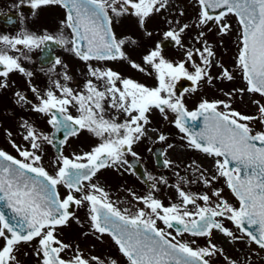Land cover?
I'll return each mask as SVG.
<instances>
[{"label": "snow or ice", "instance_id": "obj_1", "mask_svg": "<svg viewBox=\"0 0 264 264\" xmlns=\"http://www.w3.org/2000/svg\"><path fill=\"white\" fill-rule=\"evenodd\" d=\"M195 2L199 5L198 27H206L211 22L219 34L227 35L231 25L225 17L229 14L237 17L240 25L237 65L246 87L224 93L228 100L202 99L195 110H189L183 98L176 94V82L182 77L194 86L205 78L211 84L210 68L215 53L207 41L202 40L203 31L198 38L203 48L186 49L184 61L173 63L165 59L159 43L143 56V63L155 73V87L122 77L111 68L93 67L90 63L88 75L91 79L85 81L81 90L59 81L54 82L59 95L52 90L41 95L31 87L39 101L32 105L33 111L50 117L48 124L57 132H64L62 143L77 136L81 130L98 137L100 142L80 155H59L54 162V174L46 170L41 155L37 154L41 148L38 141L51 143V140L37 134L27 122L23 125L26 127L23 139L30 142L32 150L13 143L12 147L22 159L0 150V202L13 214L9 217L0 211V264H19V246L33 241H37L33 252L39 264H105L97 256L85 258L78 247L69 258H64L63 254L71 251L72 245L58 238V230L70 221L80 225L71 209L85 205L91 234L97 240L105 235L110 237L127 264H211L212 257L223 254V249L212 243L213 230L230 238V242L242 238L226 228L224 220L264 249V131H255L250 126L253 121L264 126V0ZM49 5L67 9L62 26L71 30L72 39H65L62 33L54 36L47 32L43 35L28 31L16 36L0 35V90L9 87L8 78L13 72L32 76L22 66L20 57L10 53L40 48L48 41L58 45L70 44L68 50L84 62L128 61L133 69L152 74L129 60L124 50L128 41L118 39L113 32V17L130 14L138 18L143 27L148 17L168 7V0H30L32 9ZM210 9L222 11L211 15ZM188 28L189 25L184 24L178 31L169 30L164 34L165 38H171L176 45L183 47L180 36ZM196 55L200 63L194 60ZM54 63L61 64V61L57 58ZM187 63L191 64L192 71L186 67ZM217 78L234 79L226 68H222ZM63 79L69 81L71 77L65 73ZM192 91L195 92L196 87ZM245 92L261 98L251 100L257 115H246L232 107L230 100L234 94L238 93L242 99ZM15 95L18 103H31L21 93ZM70 109H75L77 115H73ZM153 109L158 110L165 120H169L168 113L174 114L171 123L183 134L181 139L186 138L190 148L215 158L216 175L205 177L201 172L203 183L211 188L217 177L224 178L239 202L238 207L223 198L221 189H212L211 195H197L177 185L180 203L166 206L150 192L142 197L133 195L143 207L134 212L128 208L121 210L103 187L92 182L102 169L132 167L126 157H137L133 145L146 135ZM108 110L117 115H107ZM120 116L124 117L122 121ZM201 119L203 126L199 127L197 122ZM166 139L164 134L158 135L159 141ZM164 163L168 165L170 161ZM159 182L166 183L164 180ZM60 185L67 189L63 197L57 191ZM151 187L154 189L156 185ZM189 206H192L191 210ZM158 221L165 227H159ZM173 228H176L175 236L165 230ZM185 233L207 238V246L193 247L194 240L177 239ZM225 260L227 264H236L227 257ZM107 264L118 262L111 259Z\"/></svg>", "mask_w": 264, "mask_h": 264}, {"label": "rangeland", "instance_id": "obj_2", "mask_svg": "<svg viewBox=\"0 0 264 264\" xmlns=\"http://www.w3.org/2000/svg\"><path fill=\"white\" fill-rule=\"evenodd\" d=\"M56 10V5L42 6V11L44 13H37L36 19L38 21L41 20L44 23L40 22L41 24L38 25L39 29L36 30V33L32 30L29 31L36 35H43L45 33L43 27L46 28V32L48 33L58 30L55 27L53 20V17L57 15ZM197 10L198 4H196L195 0H168V7L161 10L159 13L152 14L155 19L146 21L147 27L144 26L141 34L133 35V30H131L130 33L132 38L127 36L129 34L127 31L124 35V38L128 41L135 42V40L139 39V43L144 45L148 43V49H155L157 44L156 41H159L161 37L165 36L164 34L160 35L159 28L167 29V31L172 29L178 31L179 27L188 24L189 28L181 33L180 36L183 47L175 44L168 50H161V54L165 59L169 57V60H172L175 63L182 59L186 60V49L194 51L197 48H203V44L198 42V38L200 37V32H204L205 35L202 40L207 41L208 45L211 46L215 53L210 68V75L213 79L211 84H209L207 78H205L197 85H193L188 90L177 94L183 98L188 109L198 105L202 99H207L209 101L228 100L229 98L226 97L224 93H232L235 89L246 87V83L242 78V72L237 65L240 34L239 25L234 22L233 18L228 16L227 22L231 25V31L227 35L219 34L218 29L211 22L206 27H198L199 11ZM181 12L183 15L180 14ZM136 24L140 25L138 19H136ZM50 29L53 31H50ZM164 29L162 30V33L164 32ZM209 29H211V31H209ZM148 31L152 32L150 33ZM124 32L125 31H123V33ZM125 50L126 54L131 56L133 60L135 59L137 64L143 63V56L141 53L146 55V51L143 47L132 44L130 45V48H125ZM14 54L20 57V62L26 71L32 73L31 77H26L19 72L11 73L8 78V84L10 83L9 87L0 90V148H8V150L14 152L15 149L12 147L13 143L20 147L30 148V142L23 139V136L26 135V127L23 126L25 125V122H27V125L31 126L36 133L40 135L48 136L50 130V124L47 122L48 116L33 111L32 105L39 103L38 99L28 100L31 101V103L25 101H20L18 103V97L15 95L17 92L21 93V95L23 92L33 93L31 87H35L38 93L41 92L44 94L48 90H52L59 95V92L54 85L55 81L67 84L75 90H80V87L82 86L79 81L80 74L83 72L86 80L91 79L88 75L89 63L93 67L100 68H110L113 67L112 64H114L116 70H118L122 76L136 80L148 87L157 86L155 73L144 63L143 67L147 72H151V75L133 69L128 61L121 60L112 62L79 61V66L75 67V59L71 52H66V54L74 60L62 57L60 60L61 64H55L53 67L45 68L36 67L33 56L34 53L29 52L28 49H22L21 52H16ZM25 56L27 59L24 58ZM194 60L196 63H200L198 55L194 56ZM186 67L189 71L193 70L190 63H187ZM222 68L228 69L234 79L228 81L226 79L217 78L220 75ZM65 73L71 77V80L64 81L63 75ZM94 82L98 85L100 84L99 81ZM193 87H196L195 92L192 91ZM253 99L261 98L256 94L245 92L241 99L240 95L236 93L230 102L234 109L243 114L257 115L256 107L251 103V100ZM70 111L75 112V109H70ZM107 115L111 116L117 114L112 110H108ZM168 115L169 120H165L158 110L153 109L149 114L150 123L147 125L146 135L142 137L139 142L134 144L132 149L137 153V156L143 158L149 181L152 185H156L154 189L152 187L147 188L132 174V171L127 165L120 166L119 168L103 169V171L96 175L92 182L103 187L109 194L110 200L117 207L122 210L128 208L133 212L136 208L143 207L142 204L133 199V195L142 197L151 192L152 195L161 200L166 206L170 203H180L176 191L177 185L186 192L197 195L203 193L211 195L212 189H221L223 198L228 200L233 206L238 207V200L227 187L224 178L217 177V179L212 182L211 188L205 186L201 177V172H203L205 177L216 175L214 168L215 158L209 157L204 153L190 148L187 139L185 138L182 140L181 136L183 134L179 132L173 123H171L174 114L168 113ZM123 119L124 117L120 116V120L122 121ZM250 126L255 131H264V126L258 121L251 122ZM153 129L156 131H153ZM7 133H10L11 135L9 136ZM159 134H164L167 139L165 141H159ZM86 137L87 135L85 138ZM79 141V135L71 137L68 143H65L66 145L63 146V152L61 155L71 157L74 154L80 155L84 152L90 151L92 147L99 143V138L89 136L87 142L80 143ZM38 142L40 143L41 148L37 154L41 155V163L43 166L44 162L47 160L46 170L50 172L49 169L54 168L52 163L56 161L58 156L53 153L49 142L43 140ZM154 145H161L163 147L165 160L170 161V163L163 168H156L153 165L151 148ZM169 145H172V147L169 148ZM30 150L32 149L30 148ZM52 173H55V169L52 170ZM134 178L136 180H134ZM129 179L132 181L131 184L129 183ZM161 180L166 181V183H160L159 181ZM63 192H65V189L62 193ZM215 199L216 198L213 197V200ZM198 203L202 204L203 202L198 201ZM189 209L191 210L192 206H189ZM87 211L88 210H86L85 206L80 212L77 211L76 217L79 218L81 222L80 225L73 224L72 227H64L58 230V233L61 234V240L66 244L72 245V250L65 252L64 255L69 258L72 255V252L78 247L85 258L97 256L105 261V264L111 259L117 260L118 264H127L126 258L119 254L116 245L111 241L110 237L105 235L100 240H97L96 236L91 234L92 230L87 218ZM223 223L226 228L232 230L237 236H241L242 238L230 242V238H226L219 231L213 230L211 237L212 243L218 248L223 249V254H218L212 257L211 262L213 264H227V261L225 260V257H227L229 260L236 261V264H264L263 249H260L258 245L246 236H243L242 233H239L231 222L224 220ZM158 226L165 227L159 221ZM165 230L170 231L174 236L176 235L172 229ZM84 233L89 234L84 235ZM177 239L185 242H191L194 240L195 243L192 245L193 247H205L208 242L207 238L192 237L187 233L183 236H177Z\"/></svg>", "mask_w": 264, "mask_h": 264}, {"label": "flooded vegetation", "instance_id": "obj_3", "mask_svg": "<svg viewBox=\"0 0 264 264\" xmlns=\"http://www.w3.org/2000/svg\"><path fill=\"white\" fill-rule=\"evenodd\" d=\"M56 6H57V10H56L57 15L55 17H53L54 18L53 20H54V25L58 30L53 31L50 29V31H53V32H50L48 34L56 36V35L62 33L65 39L71 40V36L69 35V33H70L69 29L62 26V22L66 18L65 9L60 5H56ZM39 12L40 13L43 12L42 7L38 8V9H32L30 7V0H0V33H1L0 35L16 36L18 33L22 32V31L30 32L29 30L33 31V30L37 29V27H38L37 23H40V22L44 23L43 21H41V20L38 21L36 19V15ZM110 15H111V13H110ZM136 19H138V18L131 16L130 14H128V15L126 14V15L121 16L119 18L113 17L112 28H113V32L115 33V35L117 36L118 39H126V38H124L126 31L129 33L127 35L129 38H132L131 33H130L131 30H133L132 31L133 35L141 34V31L144 29V26L147 27L146 21L155 19V17L152 15L150 17H148L145 20L143 27H141V25L136 24ZM13 20L17 21V24L14 26H12ZM159 27H160V24H159ZM163 29H160V28L158 29L160 31V35L166 33L165 29H164V32L162 33ZM123 31H125V32L123 33ZM148 32L151 33L152 31H148ZM164 37L165 36L161 37L160 39H162ZM136 39H138V38H136ZM132 44H136L137 46L143 47L146 51V54L149 51H151V49L150 50L148 49V45H147L148 43L146 45L139 43V39L135 40V42L128 41L126 43V45L124 46V50H125V48L126 49L130 48V45H132ZM52 45L53 44H51V50L54 51V53L57 55L59 60L62 58V53L64 51H69L68 49L71 47L70 44L69 45H61L60 47H57V48H55V46L53 48ZM18 47L22 48V46H18ZM40 48H41V46H40ZM40 48H34L32 50H28L29 52L34 53L33 54L34 59L37 58L38 52H40ZM14 53H16V52H12L13 55H15ZM141 54H142V56H144L143 53H141ZM30 55H31V53H30ZM79 63L77 62L75 67H78ZM54 65H55L54 62H50L43 67H53ZM140 65L143 67V64H140ZM112 66L113 67H110V68L120 74V72L118 70H116L114 64H112ZM37 68H42V67L38 65ZM122 77H124V76H122ZM125 78H127V77H125ZM79 81L82 85L80 87V90H81L83 88L85 81H86L83 72L80 74ZM34 94L35 93H29V92H23L22 93V95L26 96L28 100L36 99L37 96H36V94L34 96ZM40 94L42 95L43 93L40 92ZM78 135L80 138V141H79L80 143H84L85 141H88L89 136H94L93 134L89 133L86 130H81ZM86 135H87V137L85 138ZM68 141H69V139L65 143L67 144ZM22 148H25V147H22ZM26 149L30 150V148H26ZM0 150H3L5 152L9 153L10 155L16 157L17 159H22V157H19L16 150H15V152L8 150V148H5V149L0 148ZM130 158H131V155H128L126 157V159L128 161ZM46 161L44 162L45 168L47 165ZM101 171H103V169ZM101 171H99L97 174H99ZM132 174H134V172ZM58 188L61 192L62 191L61 185L58 186ZM0 243H2V241H0ZM36 244H37V241H33L31 244L22 243L19 246V249L17 252V258L19 260V264H39V260L33 252V249L36 246Z\"/></svg>", "mask_w": 264, "mask_h": 264}, {"label": "water", "instance_id": "obj_4", "mask_svg": "<svg viewBox=\"0 0 264 264\" xmlns=\"http://www.w3.org/2000/svg\"><path fill=\"white\" fill-rule=\"evenodd\" d=\"M219 11H222V9H218V10H211L210 9L209 10V12H210L211 15H216V14H218ZM45 44L47 46L48 42H46ZM45 48L43 46V51H42L41 56H39V59H41V57H44L46 55L47 51H46ZM188 84H191V82L188 81L186 78H183L182 77L179 81L176 82V88H175V90L179 91L182 88H184L185 86H187ZM197 123H198L199 127H202L203 126L202 119L200 121H198ZM197 130H199V128H197ZM63 140H64V132L63 131L57 132L53 128V131L51 133V141H52L53 148H54L55 152L59 153V151H60V145H61V143H62ZM154 158H155V164L158 167H162L164 165L163 159H162V156H161V151H160V148L159 147L155 148V150H154ZM131 165L135 168L136 172L140 175V177L143 180H145V173H144L143 168L140 165V163L137 160L136 161L132 160L131 161ZM4 212L7 213V208L5 209ZM9 217H11V215ZM176 227H179V226H176ZM253 230H254V228H253Z\"/></svg>", "mask_w": 264, "mask_h": 264}]
</instances>
